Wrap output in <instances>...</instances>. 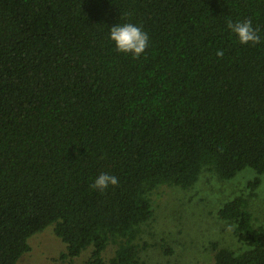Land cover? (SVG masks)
<instances>
[{
  "label": "trees",
  "instance_id": "trees-1",
  "mask_svg": "<svg viewBox=\"0 0 264 264\" xmlns=\"http://www.w3.org/2000/svg\"><path fill=\"white\" fill-rule=\"evenodd\" d=\"M244 19L259 43L228 29ZM126 22L149 36L139 58L108 38ZM245 170L216 211L240 247L211 243L212 264H264L250 208L264 176V0H0V264L50 226L62 263L171 254L142 240L154 194ZM102 172L118 183L92 187Z\"/></svg>",
  "mask_w": 264,
  "mask_h": 264
},
{
  "label": "rangeland",
  "instance_id": "rangeland-1",
  "mask_svg": "<svg viewBox=\"0 0 264 264\" xmlns=\"http://www.w3.org/2000/svg\"><path fill=\"white\" fill-rule=\"evenodd\" d=\"M254 173L245 170L231 181H219L209 173L201 176L194 188L181 191L161 188L154 194L155 221L145 230L142 240L162 243L171 254L157 246L142 256V264H212L210 244L239 248L231 224L220 221L216 211L225 200L240 193L247 178ZM257 196L250 202L255 225L264 228V176ZM30 251L17 264H84L82 254L72 263L58 261L65 245L54 235L52 227L35 234L28 241Z\"/></svg>",
  "mask_w": 264,
  "mask_h": 264
},
{
  "label": "clouds",
  "instance_id": "clouds-1",
  "mask_svg": "<svg viewBox=\"0 0 264 264\" xmlns=\"http://www.w3.org/2000/svg\"><path fill=\"white\" fill-rule=\"evenodd\" d=\"M227 27L241 45L257 44L261 40L259 30L253 27L249 19L238 20L235 23L229 21ZM108 38L117 52L131 54L133 58H139L149 46L148 34L140 26L131 22L116 23L111 26ZM216 55L223 56L224 52L217 50ZM117 183L116 176L102 172L94 179L92 187L103 191Z\"/></svg>",
  "mask_w": 264,
  "mask_h": 264
}]
</instances>
